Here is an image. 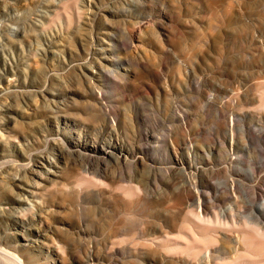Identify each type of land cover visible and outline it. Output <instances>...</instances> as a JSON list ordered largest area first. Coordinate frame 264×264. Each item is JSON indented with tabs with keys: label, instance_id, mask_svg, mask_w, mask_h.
Instances as JSON below:
<instances>
[{
	"label": "rangeland",
	"instance_id": "1",
	"mask_svg": "<svg viewBox=\"0 0 264 264\" xmlns=\"http://www.w3.org/2000/svg\"><path fill=\"white\" fill-rule=\"evenodd\" d=\"M88 1L0 0L1 163L32 155L46 210L5 212L0 243L27 264H264V0Z\"/></svg>",
	"mask_w": 264,
	"mask_h": 264
},
{
	"label": "bare ground",
	"instance_id": "2",
	"mask_svg": "<svg viewBox=\"0 0 264 264\" xmlns=\"http://www.w3.org/2000/svg\"><path fill=\"white\" fill-rule=\"evenodd\" d=\"M87 3L88 6L90 7L92 0H89ZM87 51L88 53L91 52L89 50ZM37 108L38 107H35L34 111H36ZM3 137L4 135H1L0 133L1 140H3ZM20 148L22 149V146ZM20 152L21 151H17V153ZM1 155L2 153H0V188L6 190L11 195H13V199L12 202L9 204L10 206L8 208L4 206L2 203H0V216H3L5 212L6 213L14 212L19 217L21 216L26 217L27 215L36 216L37 210L41 211L42 213L45 212L46 211L45 208L42 207L40 209L39 208L36 209V207L29 201V197L31 196L36 197V195L35 193L30 192L28 190L30 188L27 185H25L29 176V171H30L29 166H31L32 155L30 154L27 156L23 154L22 159L18 158L17 156H11L12 158L6 159L3 164L1 163ZM27 160L30 162L27 163L26 162ZM46 163L51 167L54 164V161H52L51 158H47ZM83 186L84 185L81 181L73 183V189H75L80 196H82L83 193H85L83 190L84 189ZM196 218L197 221L199 222H204L205 220L200 216L199 217L197 216ZM257 230L258 231L256 232H258L259 234L256 235V238L259 241L264 242V233L261 231V229L260 230L257 229ZM2 234L5 235L6 232L0 230V238ZM239 241L241 242L243 241V239H240ZM247 241L248 239H246L243 242H247ZM14 242L15 245H17L15 246L14 251L8 250L4 245L0 243V264H27L26 257L20 253L22 250H24L27 247V245L23 244L20 239H15ZM53 245L58 251V253H60L59 257H61L62 252L64 253L65 251L64 245L61 244L60 242H54V241H53Z\"/></svg>",
	"mask_w": 264,
	"mask_h": 264
}]
</instances>
